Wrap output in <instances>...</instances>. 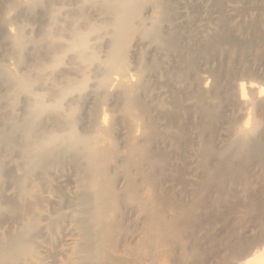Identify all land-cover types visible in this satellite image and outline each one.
<instances>
[{
	"label": "bare ground",
	"instance_id": "obj_1",
	"mask_svg": "<svg viewBox=\"0 0 264 264\" xmlns=\"http://www.w3.org/2000/svg\"><path fill=\"white\" fill-rule=\"evenodd\" d=\"M0 264H264V0H0Z\"/></svg>",
	"mask_w": 264,
	"mask_h": 264
}]
</instances>
